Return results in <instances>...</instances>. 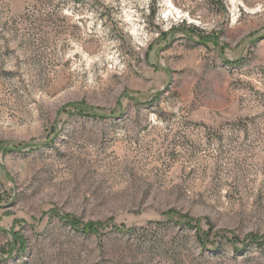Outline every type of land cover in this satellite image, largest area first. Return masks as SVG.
I'll return each mask as SVG.
<instances>
[{"label":"rangeland","instance_id":"rangeland-1","mask_svg":"<svg viewBox=\"0 0 264 264\" xmlns=\"http://www.w3.org/2000/svg\"><path fill=\"white\" fill-rule=\"evenodd\" d=\"M0 264H264V0H0Z\"/></svg>","mask_w":264,"mask_h":264}]
</instances>
